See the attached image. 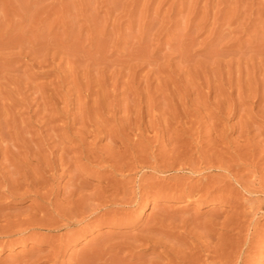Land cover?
Wrapping results in <instances>:
<instances>
[{
	"label": "rangeland",
	"instance_id": "obj_1",
	"mask_svg": "<svg viewBox=\"0 0 264 264\" xmlns=\"http://www.w3.org/2000/svg\"><path fill=\"white\" fill-rule=\"evenodd\" d=\"M64 127L70 129L67 131ZM72 129L80 132L79 135ZM63 134L70 137L62 139ZM80 138L85 141L83 144ZM100 145V148L104 147L100 149ZM89 147L95 150L97 156ZM41 149L45 150L42 152ZM36 151L40 155L38 152L35 155ZM51 154L54 157L65 156L64 159L51 158ZM99 154H105L103 156L107 162L102 163L103 166L97 160L101 156ZM10 155L17 159L14 163L13 159L9 162V158H12ZM42 156L45 163L40 160ZM48 161L49 164L54 162L52 167H48ZM75 162L87 165V169L78 173L88 183V192L105 188L113 178L112 183L117 182L129 193L136 188L134 192L138 194L137 197L143 195L141 205L130 213H133V221L124 225L104 224L87 230L84 228L86 225L78 226L79 229H76L80 236L77 235L76 242L66 248L63 258L58 262L44 261V264L75 263V256L82 249L86 250L89 246V251L92 247L95 249L103 241L102 236L109 234L114 238L108 240L111 241L110 246L107 241L102 242L106 243L103 264H108L106 262H110L112 255L117 253L113 250L115 243L125 238V241H132L142 231V235L149 236L153 232L152 225H158L155 228L160 230L163 227L164 230L169 229L167 235H163V240L160 232L152 234L159 235V240L155 239L157 243L162 241L161 245L154 248L146 245L144 248L139 246L140 243H135L139 249L135 248L137 254L134 258L129 256L126 259L128 262H138L137 258L139 261L143 259L146 264H155L151 260L161 262L163 260L158 259V253L166 244L170 246L167 245V249H176L181 243L185 248L189 238H201L208 242H212L213 236L225 238L226 229L235 228L227 222L238 217L232 203H238L239 199L242 203L244 199L246 202L242 209L246 211L250 201H264L261 193L264 188V0H0V169H3L0 174L11 178L16 172L23 174L29 169L41 172L58 165L56 174H61L56 176V186H59L57 197L63 200L74 182L71 171L78 169ZM92 164H96V167H89ZM59 166L64 167L67 173L63 168L61 171ZM194 170L198 171L197 174ZM255 172L261 174L253 176ZM169 176H175L176 181L172 178L171 181ZM225 176L228 178L225 179ZM229 176L232 179L229 180ZM208 179L213 184L208 183ZM235 180L240 181L239 185ZM180 181L187 186L186 192L194 184L199 186V183H204L198 195H206L205 199L202 201L198 196L197 199H183L177 194L172 196V193H176V187L184 190ZM126 184L129 187L124 186ZM241 184H244V190ZM171 188L173 192H170ZM248 188L249 191L253 189V194L251 191L248 193ZM259 188L261 191H258ZM154 189L165 194L161 193L155 198ZM149 190L153 191L152 194ZM5 191V186L0 183L2 214H19L38 206L33 197L15 199ZM227 191L235 192L230 195ZM218 194L223 195L222 201L213 199ZM126 204H122L121 208L127 207ZM110 210L108 215L114 216L116 210ZM119 211L116 215L123 213ZM241 220L244 222L246 219L242 217ZM261 220L253 244L257 246L256 242H259L258 247L260 245L264 257V219ZM163 222L165 224L162 225ZM222 223L229 227L224 228ZM4 224L0 222L1 226ZM80 228L83 231L81 234ZM235 231L233 237L232 233H228V236L231 235L235 243L243 242L247 232L240 233L238 228ZM234 233L237 236L234 237ZM41 248L47 249L49 246L36 242L28 245L19 242L11 248L0 246V264H18L27 250ZM122 255L128 257L126 251H122ZM260 257L252 264H260Z\"/></svg>",
	"mask_w": 264,
	"mask_h": 264
},
{
	"label": "bare ground",
	"instance_id": "obj_2",
	"mask_svg": "<svg viewBox=\"0 0 264 264\" xmlns=\"http://www.w3.org/2000/svg\"><path fill=\"white\" fill-rule=\"evenodd\" d=\"M69 124V123H68ZM73 124V123H72ZM65 126V125H64ZM69 126H71V125H68V127ZM84 126H85V124H84ZM84 126H83V128H84ZM90 126V125H89ZM61 127V126H60ZM63 127V126H62ZM86 127V126H85ZM92 127V126H91ZM53 128V127H52ZM56 128L57 127H55V129L54 130H56ZM59 128V127H58ZM65 128V130H67L66 128L67 127H64ZM64 128L62 129V130H64ZM73 128V127H72ZM90 128V127H89ZM70 129V128H69ZM68 129V130H69ZM75 129V128H74ZM74 129H72V130H74ZM54 130H52V131H54ZM58 130H60V128L58 129ZM57 130V131H58ZM67 130V131H68ZM86 130H88V129H86ZM74 131H76V130H74ZM74 131H73V133H74ZM55 132V131H54ZM65 132V131H64ZM70 132V131H69ZM98 132V131H97ZM68 133V132H67ZM72 133V132H71ZM70 133V134H71ZM76 133H77V131H76ZM75 133V134H76ZM79 133L80 132H78L77 134L79 135ZM69 134V133H68ZM77 134H76V136H77ZM83 134V133H82ZM85 134H86V132H85ZM54 135V134H53ZM62 135V134H61ZM61 135H60V137H61ZM101 135V134H100ZM52 136V135H51ZM50 136V137H51ZM58 137H59V135H57ZM63 136H64V134H63ZM72 136V135H71ZM83 136V135H82ZM93 136H95V135H93ZM99 136V135H98ZM53 137V136H52ZM65 137H67V135H65L64 137H62V139L63 138H65ZM70 137V136H69ZM69 137H67V138H69ZM73 137V136H72ZM79 137V136H78ZM85 137V136H84ZM103 137V136H102ZM102 137H101V139H102ZM54 138V137H53ZM55 138H56V136H55ZM67 138H65V139H67ZM76 139H78L79 140V138H77V137H75ZM74 138V139H75ZM86 138V137H85ZM88 138H89V136H88ZM61 138H59L58 140H60ZM74 139H73V141H74ZM54 140V139H53ZM57 140V139H56ZM55 140V141H56ZM68 140H70V139H68ZM67 140V141H68ZM72 140V139H71ZM80 140H81V138H80ZM46 141V140H45ZM44 141V142H45ZM62 141V140H61ZM64 141L65 140H63V143H64ZM77 141V140H76ZM87 141V140H86ZM43 142V141H42ZM57 142V141H56ZM79 142V141H78ZM85 141L82 139L81 140V142L80 143H84ZM95 142V141H94ZM46 143H48V139H47V141H46ZM53 143H55L54 141H53ZM88 143V142H87ZM98 143H100V142H98ZM97 143V144H98ZM41 144H43V143H41ZM40 144V145H41ZM93 144V143H92ZM96 144V145H97ZM43 145H45V143L43 144ZM48 145V144H47ZM46 145V146H47ZM51 145V144H50ZM78 145H80L79 143H78ZM59 146V145H58ZM91 146V145H90ZM103 146V145H102ZM43 147V146H42ZM48 147H50V146H48ZM80 147V146H79ZM83 147V146H82ZM93 147H94V145H93ZM101 147V145L99 146V148ZM104 147V146H103ZM102 147V148H103ZM45 148V147H44ZM56 148H58V147H56ZM63 148V147H62ZM75 148H78V147H75ZM81 148V147H80ZM95 148H96V146H95ZM102 148H100V149H102ZM35 149H37V148H35ZM59 149V148H58ZM57 149V150H58ZM82 149V148H81ZM80 149V150H81ZM83 149H84V147H83ZM87 149V148H86ZM94 149V148H93ZM97 149V148H96ZM105 149V148H104ZM212 149V148H211ZM38 150V149H37ZM39 150H40V148H39ZM42 150V149H41ZM43 150H45V149H43ZM43 150H42V152H43ZM52 150H54L55 151V149H52ZM56 150V151H57ZM60 150V149H59ZM63 150H65V152H66V149H63ZM69 150V149H68ZM72 150V149H71ZM78 150V149H77ZM79 150V151H80ZM88 150V149H87ZM89 150H90V147H89ZM98 150V149H97ZM210 150V149H209ZM28 151V150H27ZM26 151V152H27ZM32 151V150H31ZM70 151V150H69ZM68 151V152H69ZM76 151V150H75ZM79 151H77V152H79ZM90 151H93V150H90ZM95 151V150H94ZM93 151V153L95 154L96 152H94ZM203 151V150H202ZM37 152L38 151H36V153H35V155H37ZM41 152V153H42ZM53 152V151H52ZM52 152H50V153H52ZM62 152H64V151H62ZM64 152V153H65ZM68 152H67V154H68ZM89 152V151H88ZM199 152V151H198ZM209 152V151H208ZM28 153H29V151H28ZM27 153V154H28ZM32 153V152H31ZM39 153V155H40V152H38ZM56 153V152H55ZM76 153V152H75ZM79 153H81V152H79ZM92 153V152H91ZM91 153H90V155H91ZM103 153H105V151L103 150ZM187 153V152H186ZM194 153V152H193ZM231 153V152H230ZM16 154V153H15ZM30 154V153H29ZM28 154V155H29ZM33 154H34V151H33ZM85 154H86V152H85ZM101 154H102V150H101ZM101 154H99V155H101ZM106 154V153H105ZM105 154H103V155H105ZM189 154V153H188ZM203 154H205V153H203ZM214 154V153H213ZM212 154V155H213ZM35 155H33L34 157H35ZM42 155H44V154H42ZM52 156H51V158L52 157H54L53 156V154H51ZM54 155H57V154H54ZM96 156H97V154H95ZM103 155H101V156H98L97 158V160H99L100 162H101V164L103 163L104 164V162L106 161V157H104ZM181 155V154H180ZM201 155V154H200ZM210 155V154H209ZM216 155V154H215ZM222 155V154H221ZM11 156V155H10ZM16 156V155H15ZM20 156V155H19ZM63 156H65L64 154H62V156H56V157H62V159H64L63 158ZM67 156V155H66ZM78 156V155H77ZM85 155H83V157H84ZM92 156H93V154H92ZM95 156V157H96ZM207 156V155H206ZM235 156V155H234ZM6 157H8V156H6ZM12 158H9V162H10V160H12L13 159V162L12 163H14V161H16L17 159H14L13 158V156H11ZM25 157V156H24ZM27 157V156H26ZM25 157V158H26ZM29 157V156H28ZM27 157V158H28ZM31 157V156H30ZM34 157H33V160H34ZM37 157V156H36ZM35 157V158H36ZM45 157H47L46 155H45ZM56 157H54V158H56ZM95 157H93V159L95 158ZM167 157V156H166ZM180 157V156H179ZM186 157H187V155H186ZM185 157V158H186ZM228 157H229V155H228ZM41 158V157H40ZM59 158L57 159V160H59ZM73 158H75V157H73ZM79 158H81V157H79ZM85 158V157H84ZM91 158V157H90ZM147 158H149V157H147ZM154 158V157H153ZM156 158V157H155ZM203 158V157H202ZM211 158V157H210ZM217 158V157H216ZM232 158V157H231ZM235 158H237V157H235ZM234 158V159H235ZM6 159V158H5ZM37 159V158H36ZM46 159V158H45ZM48 159V158H47ZM46 159V160H47ZM62 159H60V160H62ZM65 159H68V158H66L65 157ZM156 159H159V158H156ZM166 159V158H165ZM179 159V158H178ZM190 159V158H189ZM189 159H188V161H189ZM199 159L201 160V157H199ZM205 159V158H204ZM207 159V158H206ZM209 159V158H208ZM212 159H213V157H212ZM219 159V158H218ZM25 160V159H24ZM26 160H28V159H26ZM32 160V161H33ZM40 160H42V161H44V163H45V160H44V158H43V156H42V159H40ZM74 161H76L75 159H73ZM73 160L71 161V162H73ZM77 160H78V157H77ZM108 160V159H107ZM146 160V159H145ZM150 160V159H149ZM148 160V161H149ZM161 160V159H160ZM173 160H174V158H173ZM182 160V159H181ZM7 161V160H6ZM35 161V160H34ZM38 161V160H37ZM36 161V162H37ZM51 161V160H50ZM52 161H53V159H52ZM80 160H78V162H79ZM81 161L82 162H84L83 161V159L81 158ZM89 159H88V163H89ZM92 161V160H91ZM109 161V160H108ZM155 161V160H154ZM153 161V162H154ZM159 161V160H158ZM176 161H177V157H176ZM175 161V162H176ZM202 161V160H201ZM208 161V160H207ZM212 161H214V160H212ZM231 161V160H230ZM236 161V160H235ZM8 162V164H10L11 165V163H9ZM47 162V161H46ZM54 162H55V160H54ZM53 162V163H54ZM57 162V161H56ZM55 162V163H56ZM62 162V161H61ZM64 162V161H63ZM62 162V163H63ZM86 162V161H85ZM95 162H96V160H95ZM95 162H93V163H95ZM107 162V161H106ZM105 162V163H106ZM155 162H157V161H155ZM182 162V161H181ZM181 162H179V163H181ZM183 162H184V159H183ZM197 162V161H196ZM204 162V161H203ZM205 162H206V160H205ZM210 162V161H209ZM224 162V161H223ZM3 163V162H2ZM4 163H5V161H4ZM37 163H39V161L37 162ZM36 163V164H37ZM42 162H40V164H41ZM52 162L49 164V161H48V164H49V166L48 167H50L52 164H53ZM68 163V162H67ZM69 163H70V158H69ZM74 163V162H73ZM76 163V162H75ZM97 163V162H96ZM145 163V162H144ZM151 163V162H150ZM149 163V165L150 166H152L151 164ZM178 163V164H179ZM186 163V162H185ZM187 163H190V162H187ZM193 163V162H192ZM208 163V162H207ZM215 163H216V161H215ZM218 163H219V161H218ZM221 163V162H220ZM246 163H248V162H246ZM255 163V162H254ZM65 164H66V162H65ZM64 164V165H65ZM77 164V163H76ZM103 164L101 165V166H103ZM153 164V163H152ZM168 164V163H167ZM213 164H214V162H213ZM227 164V163H226ZM251 164V163H250ZM2 165V164H1ZM16 165V164H15ZM15 165H13V166H15ZM44 165V164H43ZM55 165V164H54ZM69 165V164H68ZM67 165V167H69ZM71 165V164H70ZM78 165V164H77ZM94 165H96V164H92L91 166H89V167H93ZM97 165H98V163H97ZM99 165H100V163H99ZM105 165H107V164H105ZM127 165V164H126ZM145 165V164H144ZM146 165H147V163H146ZM153 165H155V164H153ZM157 165H158V162H157ZM171 165V164H170ZM176 165H177V163H176ZM181 165H182V163H181ZM194 165V164H193ZM209 165V164H208ZM229 165V164H228ZM227 165V166H228ZM243 165V164H242ZM246 165V164H245ZM249 165V164H248ZM252 165V164H251ZM3 166V165H2ZM5 166H6V164H5ZM42 166V165H41ZM47 166V165H46ZM58 165H55V166H53V168H51V169H49V170H43V171H37L36 169H31L32 171H30V169H29V172L28 171H24V173L23 174H20V172H16L15 173V176L14 177H12L11 176V178H7V177H4V176H2L1 174H0V183H2L3 184V187L5 186V189H6V191L5 192H7L8 194H9V196L10 197H12V198H15V199H19V198H21V197H23V196H29V197H33L34 199H35V202H37L36 203V205H38L37 206V208H35V209H28V210H26L25 212H23V213H19V214H11V213H9L10 215H5V214H2V213H0V222L2 223V222H4L5 224L4 225H0V246H10V248L11 247H13V245H15V244H17V243H19V242H24V244H30V242L31 243H33V242H36L37 244H43V245H48L49 246V248H47V249H43V248H41V250H30L29 249V251L27 250V252H26V254L24 253V254H22V256H21V259H20V261H18L19 263L18 264H42L44 261H48V262H50V261H52V262H56L58 259H60L61 257L63 258V256L65 255V253H66V248L67 247H69V246H71V244H73V242H76V240H77V235H79L78 233H79V231H77V229H79V228H77L78 226H80V225H82V227H84L85 225V230H87L88 228H90V227H95V226H103L104 224H112V226L113 225H124L126 222H128V221H133V219H131L132 218V214H130L131 212H133V208H135L136 206H138L140 203H141V200H142V197H143V195H141L142 197H137V195L138 194H136L134 191H136V188H135V190L132 192V193H129L128 192V189L126 190V188L125 189H123V187L121 188L118 184H117V182H116V184L115 183H112L111 181H112V179H111V181H110V185L108 184V186H106L105 188H102V189H99L98 190V188H97V191H94V192H88L89 191V186H88V188L86 189V187H87V182H84V179H82V176H80V173H78V171L80 170H84L85 168H86V166L87 165H84L83 163H82V165H78V169H76L75 171H71L70 169H71V167H72V165L69 167L70 169H68V170H70L71 172H72V175H73V177H72V179H74L73 181L74 182H72V184H71V187L69 186V190H67V193H65V195H64V198H63V200L61 199V200H59L58 199V193H59V190L57 191V188L59 187V186H56V182L58 183V181H56V176H59L60 174H61V172H59L58 174H56L57 173V170H58V167H57ZM73 166H75V165H73ZM142 166V165H141ZM166 166V165H165ZM164 166V167H165ZM174 166V165H173ZM178 166V165H177ZM184 166V165H183ZM181 167V168H184L185 169V167ZM186 166H188V164L186 165ZM190 166V165H189ZM204 166L206 167V165L204 164ZM211 166H213L212 164H211ZM215 166V165H214ZM214 166H213V168H214ZM222 166V165H221ZM225 166V165H224ZM231 166V165H230ZM253 166H255V165H253ZM7 167V166H6ZM12 167V166H11ZM15 167H17V165L15 166ZM45 167V166H44ZM48 167H47V169H48ZM52 167V166H51ZM60 167V170L62 171V169L61 168H63V170H64V172H66V169H64V167H66V165L64 166V167H62V166H59ZM76 167V166H75ZM74 167V168H75ZM89 167H88V169H89ZM94 167H96V166H94ZM98 167H100V166H98ZM112 167V166H111ZM157 167V166H156ZM159 167H162V166H160L159 165ZM169 167V166H168ZM172 167V166H171ZM198 167V169L199 168H201L200 166H197ZM219 167V166H218ZM217 167V168H218ZM231 167H233V166H231ZM230 167V168H231ZM245 167V166H244ZM248 167V166H247ZM256 167V166H255ZM25 169H27V167H24ZM73 168V167H72ZM77 168V167H76ZM101 168V167H100ZM99 168V169H100ZM103 168V167H102ZM125 168V167H124ZM130 168H131V166H130ZM144 168V167H143ZM146 168V167H145ZM147 168H150V167H148L147 166ZM154 168V167H153ZM153 168H151V169H153ZM176 168V167H175ZM190 168H192L193 169V167H190ZM207 168H209V167H207ZM212 168V167H211ZM215 168H216V166H215ZM221 168H224V170H225V167H221ZM235 168V167H234ZM249 168V167H248ZM252 168V167H251ZM20 169V168H19ZM40 169V166H38V170ZM43 169V167H41V170ZM87 169V168H86ZM91 169V168H90ZM89 169V170H90ZM93 169V168H92ZM95 169H97V168H95ZM112 169H114V167H112ZM121 169V168H120ZM123 169V168H122ZM156 169V168H155ZM155 169H153V170H155ZM159 169V168H158ZM197 168H195V170H196ZM201 169H203V167L201 168ZM200 169V170H201ZM237 169V168H236ZM247 169V168H246ZM250 169V168H249ZM252 169H254V168H252ZM1 170H3V169H0V172H1ZM53 171V173H49V172H52ZM124 170V169H123ZM122 170V171H123ZM133 170V169H132ZM135 170V169H134ZM161 170H163V168L161 169ZM166 170V169H165ZM168 170H170V169H168ZM179 170V169H178ZM186 170V169H185ZM189 171H190V169H188ZM187 170V171H188ZM194 170V173L196 172V174H197V172L198 171H195ZM70 171H68V173L70 172ZM86 171V170H85ZM116 171V170H115ZM114 171V172H115ZM118 171V170H117ZM157 171V170H156ZM155 171V172H156ZM206 171H207V169H206ZM213 171V170H212ZM211 171V172H212ZM226 171H227V168H226ZM257 171H259L258 169H257ZM256 171V172H257ZM14 172V171H13ZM70 172V173H71ZM119 172V171H118ZM149 172V171H148ZM162 172V171H161ZM191 172H193V171H191ZM200 172V171H199ZM202 172V171H201ZM203 172H204V170H203ZM209 172V171H208ZM233 171H231V173H232ZM252 173L253 174V176H254V174H255V176L256 175H258V173H260V172H258V173ZM63 173V172H62ZM67 173V172H66ZM151 173V172H150ZM159 173V172H158ZM207 173V172H206ZM213 173V172H212ZM229 173V172H228ZM7 174V173H6ZM14 174V173H13ZM48 174H50L49 176H48ZM65 174V173H64ZM163 174V173H162ZM233 174V173H232ZM238 174V173H237ZM261 174V173H260ZM63 175V174H62ZM61 175V176H62ZM179 175V174H178ZM178 175H177V177L176 178H178ZM193 175V174H192ZM233 175H235V173L233 174ZM64 176V175H63ZM67 176H68V174H67ZM210 176V175H209ZM227 176H228V174H227ZM239 177H240V175H238ZM71 177V176H70ZM109 177V176H108ZM175 178V176H169V178L171 179H173L174 180V178ZM188 177H190V176H188ZM205 177H208V176H205ZM215 177V176H214ZM226 177V176H225ZM234 177V176H233ZM241 177H242V175H241ZM209 178V177H208ZM216 178V177H215ZM228 177H226L225 179H227ZM71 178H69V180H70ZM108 179V178H107ZM141 179V178H140ZM167 180H169L168 179V177L166 178ZM171 179V181H173ZM205 178H203L202 180H204ZM210 179V178H209ZM208 179V180H209ZM212 179V178H211ZM230 179H232L230 176H229V180ZM234 179V178H233ZM240 179V181H241V178H239ZM242 179H243V177H242ZM258 179V178H257ZM58 180V179H57ZM110 180V179H109ZM144 180V179H143ZM143 180L142 181H140V182H143ZM178 180V179H177ZM186 180H188V179H186ZM201 180V179H200ZM201 180V181H202ZM213 180V179H212ZM215 180H217V178L215 179ZM238 180V179H237ZM262 180V179H261ZM260 180V181H261ZM114 181H115V179H114ZM120 181V180H119ZM139 181V180H138ZM174 181H176V179L174 180ZM206 181H207V179H206ZM210 181V180H209ZM220 181V180H219ZM222 181H224V180H222ZM227 181V180H226ZM236 181V180H235ZM239 181V182H240ZM139 182V183H140ZM145 182V181H144ZM181 182V181H180ZM217 182V181H216ZM228 182V181H227ZM232 182V181H231ZM233 182H234V180H233ZM236 182H238V181H236ZM239 182L237 183L238 185H239ZM243 182V181H242ZM241 182V183H242ZM87 183V184H86ZM112 183V184H111ZM155 183V182H154ZM171 183V182H170ZM182 183V182H181ZM181 183H179V185H180V187H181ZM199 183V182H198ZM202 183V182H201ZM201 183H199V186L201 187H199V186H196V184H194V186H191V190L189 191L188 190V192H186L185 190L187 189L184 185H183V183H182V185L185 187L184 188V190L182 189H177V187H176V193H172L171 195L173 196L174 194H177L176 196H178V197H180V198H183V199H190L191 200V198H196L197 196H198V198H200L201 200L203 199H205V197H206V195H202V193H201V195H198V194H200V192L202 191V189L204 188V183L203 184H201ZM208 183H211V181L210 182H208ZM220 183V182H219ZM222 183V182H221ZM220 183V184H221ZM226 183V182H225ZM247 183H251V184H253L252 182H247ZM255 184H256V182H254ZM263 183V182H262ZM70 184V183H69ZM128 184H130V183H128ZM141 184V183H140ZM148 184H149V182H148ZM153 183H151V185H152ZM174 184V183H173ZM172 184V186H173V188H174V185ZM176 184V183H175ZM185 184V183H184ZM211 184H213V181H212V183ZM218 184V182L216 183V185ZM223 184V183H222ZM259 184H261V182L259 183ZM258 184V185H259ZM58 185V184H57ZM150 185V184H149ZM155 184H153V186H154ZM157 185V184H156ZM178 185V184H177ZM178 185V186H179ZM188 185H190V184H188ZM242 185H244V184H241V186ZM248 185V184H247ZM254 185V184H253ZM27 187L23 192H20V190H22L24 187ZM122 186V185H121ZM124 186H127V184L126 185H124ZM138 186H139V184H138ZM141 186V185H140ZM144 186V185H143ZM148 186V185H147ZM159 186V185H158ZM157 186V187H158ZM172 186H170V187H172ZM206 186V185H205ZM210 186H213V185H210ZM215 186V185H214ZM213 186V187H214ZM246 186V185H245ZM255 186H257V184L255 185ZM262 186V185H261ZM264 186V185H263ZM127 187H129V185L127 186ZM145 187V186H144ZM150 187H152V186H149V188ZM203 187V188H202ZM249 187V186H248ZM66 187H64V189H65ZM139 188H141V187H139ZM143 188V187H142ZM169 188V187H168ZM167 187H166V189H168ZM173 188H171V190L173 189ZM242 188H243V190H244V187L242 186ZM250 188V187H249ZM249 188L247 189V191H248V193L251 191H249ZM132 189H134V188H132ZM152 189H153V187H152ZM165 189V188H164ZM188 189H190V186H189V188ZM211 189V188H210ZM245 189H246V187H245ZM261 188H259V190L258 191H261L260 190ZM13 190H16V191H13ZM88 190V191H87ZM94 190V189H93ZM92 190V191H93ZM130 190V189H129ZM138 190V189H137ZM141 190V189H140ZM146 190H148V189H146ZM161 190V189H160ZM162 190H163V188H162ZM169 190V189H168ZM204 190H206V189H204ZM234 190V189H233ZM150 191V193H151V191L152 190H149ZM157 191H159V190H157ZM165 191H167V190H165ZM174 191H175V189H174ZM240 191V190H239ZM242 191V190H241ZM246 191V190H245ZM252 191H253V189H252ZM250 192V193H252L253 194V192ZM258 191H257V193H258ZM139 192V191H138ZM153 192V191H152ZM154 192H155V189H154ZM170 192H173V190L172 191H170ZM228 192V191H227ZM233 192H235V191H233ZM233 192H230L231 194L233 193ZM150 193H148V196H149V194ZM161 193H164L165 194V192H163V191H161ZM160 191L159 192H155V193H153L154 194V196H155V198H157L160 194ZM204 193V192H203ZM213 193V192H212ZM211 193V194H212ZM229 193V192H228ZM229 193V194H230ZM247 193V192H246ZM261 193L264 195V188L262 189V191H261ZM136 194V195H135ZM141 194V193H140ZM143 194V193H142ZM152 194V193H151ZM170 194V193H169ZM208 194V193H207ZM209 194H210V192H209ZM230 194V195H231ZM234 194V193H233ZM236 194V193H235ZM135 195V196H134ZM145 196L144 197H146V194H144ZM163 195V194H162ZM168 195V194H167ZM166 195V196H167ZM219 195V194H218ZM245 195V194H244ZM161 196V195H160ZM170 196V195H169ZM210 197L211 196H214V195H209ZM220 196V197H219ZM219 196H215V197H213V199L214 198H217V199H219V200H223L224 199V197H223V195L221 196V195H219ZM227 196V195H226ZM233 196V195H232ZM236 196H237V194H236ZM258 196H259V194H258ZM262 196V195H261ZM234 197V196H233ZM148 198V197H147ZM177 198V197H176ZM223 198V199H222ZM229 198H230V196H229ZM197 199V198H196ZM207 199V198H206ZM226 199H228V198H226ZM248 199V198H247ZM193 200V199H192ZM195 200V199H194ZM202 200V201H203ZM233 200V199H232ZM232 200H230V202L232 201ZM244 200V199H243ZM242 200V203H240L239 201H240V199H239V201H237L238 203H232V205H234V209L236 210V215L238 216V217H234V218H232V220H229V222H227L229 225L230 224H233V226H235V228L233 227V229L231 230V229H226V233H224L225 235H226V237L224 238V237H216V238H214V236H213V240H215V241H217V242H215V241H213L212 239V242H208V241H205L204 239H201V238H199V239H194V238H189V241H187V243L185 242V248L184 247H182V246H184V245H181L180 244V246H178V247H175L176 249H167L166 248V246L168 245V244H166L165 246H164V248H162V252L161 253H158L157 255L159 256V258L158 259H162L163 261H161V262H156V260L155 261H153V260H151L152 262H154L155 264H252L254 261L256 262V260L257 259H259L258 257L259 256H261L260 257V260H258L259 262H260V264H264V257H262L263 255H261V253L263 252H261V250H260V245H259V247H258V243L256 242V244H257V246L256 245H254L253 243V239H254V237H256L255 236V233H256V230H257V228H258V226L259 225H261V219H264V201H261V200H259L260 202H255V201H250V203L248 202V200H247V202L249 203L248 205H249V207H248V209L246 210V211H244L242 208H244V206H245V202ZM220 201V202H221ZM143 202H144V200H143ZM219 202V201H218ZM229 202V201H228ZM127 203V204H126ZM244 203V204H243ZM122 204H126V205H128L127 207H122V208H124V209H122L121 208V206H123ZM143 204V203H142ZM145 204V203H144ZM141 205V204H140ZM248 205H246V206H248ZM233 207V206H232ZM111 208H114V210H116V214H118L117 213V211L118 210H122L121 212H123L122 214L120 213V211H119V213L121 214H119V215H116V214H114V216H109L108 215V213L109 212H111ZM110 210V211H109ZM136 210V209H135ZM109 211V212H108ZM232 212H234V211H232ZM16 213H18V212H16ZM161 214H163V213H161ZM234 214V215H235ZM131 215V216H130ZM166 215V214H165ZM232 215V214H231ZM109 216V217H108ZM163 216V215H162ZM166 217V216H165ZM231 217H233V216H231ZM243 217V218H245L246 220L243 222L242 220H241V218ZM159 218V217H158ZM168 218V217H167ZM216 218V217H215ZM226 218H228V217H226ZM230 218V217H229ZM153 219V218H152ZM90 220H94V221H90ZM156 220V219H155ZM164 220V219H163ZM175 220V219H174ZM173 220V221H174ZM211 220V219H210ZM152 222H155L154 220H151ZM150 221V222H151ZM183 221V220H182ZM185 221V220H184ZM196 221H199V220H196ZM216 221V220H215ZM214 221V222H215ZM223 221H225V220H223ZM86 222H91L89 225H87V224H85ZM157 223H161V221H156ZM172 222V221H171ZM176 222V221H175ZM186 222V221H185ZM190 222V221H189ZM209 222V221H208ZM214 222H212V223H214ZM225 222V223H226ZM130 223H132V222H130ZM129 223V224H130ZM167 223V222H166ZM195 223H198V222H195ZM203 223V222H202ZM206 223V222H205ZM243 223H245V224H243ZM248 223V224H247ZM128 224V223H127ZM128 224V225H129ZM150 224V223H149ZM153 224H156V223H153ZM163 224H165L164 222L162 223V225ZM176 224V223H175ZM183 224H184V222H183ZM188 224V223H187ZM216 224H217V221H216ZM216 224H214L215 226H217ZM222 224H224V223H222ZM228 224H226V226H228ZM84 225V226H83ZM157 225V224H156ZM159 225H161V224H159ZM161 225V226H162ZM169 225V224H168ZM198 225H199V223H198ZM207 225V224H206ZM148 226V225H147ZM146 226V227H147ZM177 226V225H176ZM195 224H194V228H195ZM205 226V225H204ZM208 226H210V225H208ZM215 226H214V228H215ZM218 226H219V223H218ZM223 226H225V224L223 225ZM226 226L224 227V228H226ZM109 227H111V225H109ZM109 227H107V228H109ZM154 227V228H153ZM155 227H158V225L157 226H155V225H152V229H151V232L152 233H150L151 235H149L148 236V234L147 235H142L143 234V231L141 232L142 234L141 235H136L133 239H132V241H129L128 239L125 241V239H123L124 241H120V242H117V243H115L114 244V246L113 245H111V247H109L110 245H109V243L111 242V241H109L108 242V240L110 239V238H112L109 234L108 235H103L102 236V238H103V241L105 242V241H107L108 243V247L111 249L112 248V246L114 247L113 248V250L115 251L116 250V252L117 253H114V251H112V253H114V256L112 255V258L110 259V262L112 263V264H146L145 262H143V259H140V261H139V258H137L136 260H138V262H128V260H126V259H128L129 258V256H133V258H134V256L137 254V253H135L134 252V250H135V248H136V250L137 249H139L138 248V246H136L135 245V243H140V245L139 246H141V247H146V245L147 246H151V247H157V246H159V245H161V242L159 243H157V239H158V237H159V235L161 234V236H163L164 234H166L167 235V233H168V230H167V228L164 230V227L162 228L163 230H160V228H155ZM160 227V226H159ZM165 227H167L166 225H165ZM185 227V226H184ZM207 227V226H206ZM229 227V226H228ZM231 227V226H230ZM262 227H263V230H264V223H263V225H262ZM77 228V229H76ZM149 228H150V226H149ZM149 228H147L148 229V231H149ZM202 228V227H201ZM200 228V229H201ZM213 228V229H214ZM236 228H238V229H240V233L242 232H247V238L245 237V239L243 238V242H239V243H235V242H233V240L230 238V236H228L229 234L228 233H232V237H233V231H235V229ZM91 229V228H90ZM147 229H145L144 231H147ZM177 229V228H176ZM197 229H198V227H197ZM262 229V228H261ZM80 230H81V232H80V234L83 232L82 231V229L80 228ZM112 230V229H111ZM167 230V231H166ZM170 230H171V228H170ZM173 230V229H172ZM210 230V229H209ZM211 230H212V227H211ZM221 230H222V228H221ZM225 230V229H224ZM232 231V232H229V231ZM147 231V232H148ZM156 231V232H155ZM157 231L158 232H160L159 233V235H152L154 232L155 233H157ZM166 231V232H165ZM205 231L206 232H210V231H207L206 229H205ZM213 231V230H212ZM260 231V230H259ZM78 232V233H77ZM85 232V231H84ZM171 232V231H170ZM197 232V231H196ZM206 232H205V234H206ZM217 232H219V231H217ZM222 233H223V231H221ZM221 232L219 233V235L221 236ZM238 231H237V233H239ZM243 233V234H246V233ZM172 233V232H171ZM171 233H169V235L171 234ZM188 233V232H187ZM214 233H216V232H213V234ZM235 233H236V231H235ZM234 233V234H235ZM158 234V233H157ZM173 234V233H172ZM174 234H175V232H174ZM173 234V235H174ZM184 234H186V233H184ZM191 234H192V231H191ZM210 234H212V232H210ZM210 234L208 233L207 235H209L210 236ZM224 234H222V235H224ZM197 235V234H196ZM200 235H201V233H200ZM206 235V236H207ZM216 235V234H215ZM224 235V236H225ZM80 236V235H79ZM187 236H190V235H187ZM195 236V235H194ZM199 236V235H198ZM202 236H204L203 234H202ZM212 236V235H211ZM235 236H237V234H235L234 235V237ZM241 236H242V234H241ZM114 237V236H113ZM120 237V236H119ZM128 237H130V236H128ZM127 237V238H128ZM169 237V236H168ZM173 237V236H172ZM178 237V236H177ZM176 237V238H177ZM180 237V236H179ZM181 237H183V236H181ZM200 237V236H199ZM205 237V236H204ZM203 237V238H204ZM155 238H157V239H155ZM160 238H162V240H163V238H164V236L163 237H160ZM175 238V239H176ZM185 238V237H184ZM183 238V240H185ZM207 238V237H206ZM212 238V237H211ZM242 238V237H241ZM241 238H239V239H241ZM112 239H114V238H112ZM153 239H155L156 240V242L153 240ZM182 239V238H181ZM187 239H188V237H187ZM209 239H210V237H209ZM159 240V239H158ZM183 240H181V241H183ZM234 240H237V239H234ZM254 240H256V239H254ZM102 241V240H101ZM101 241H99V242H101ZM102 241V242H103ZM117 241H118V239H117ZM154 241V242H153ZM167 241V240H166ZM238 241V240H237ZM100 243L99 245H97L96 246V250L92 247V250H90V251H92V252H90L89 251V248H91L90 246H89V248L88 247H86L85 249L86 250H84V249H82L80 252L81 253H79L78 255H76L75 256V259H74V261H75V263L76 264H97V263H100V264H103V255L104 256H106L105 255V246H106V243ZM169 242H171V241H169ZM183 242V243H184ZM189 242V243H188ZM215 242V243H214ZM163 243H165V241H163ZM168 243V242H167ZM179 243V242H178ZM177 243V244H178ZM112 244H113V242H112ZM170 244V243H169ZM169 246V245H168ZM172 246V245H171ZM175 246H176V244H175ZM95 247V246H94ZM140 247V248H141ZM144 247V248H145ZM170 247V246H169ZM173 247V246H172ZM171 247V248H172ZM87 248H88V250H87ZM107 248V247H106ZM94 249V250H93ZM156 249V248H155ZM155 249H154V251H155ZM159 249V248H158ZM157 249V250H158ZM164 249V250H163ZM84 250V251H83ZM135 250V251H136ZM145 250V249H144ZM161 250V249H160ZM83 251V252H82ZM122 251H126L127 252V255H128V257L127 258H125V256H121V253H122ZM25 252V251H24ZM95 252V253H94ZM111 252V251H110ZM109 252V253H110ZM124 253V252H123ZM111 254V253H110ZM263 254V253H262ZM157 256V257H158ZM20 257V256H19ZM109 257V256H108ZM73 258V257H72ZM131 258V257H130ZM108 259V258H107ZM73 260V259H72ZM142 260V261H141ZM107 261V260H106ZM109 261V260H108ZM58 262V261H57ZM110 262H106V263H110ZM75 263H72V264H75ZM104 263H105V261H104ZM110 263V264H111ZM44 264V263H43Z\"/></svg>",
	"mask_w": 264,
	"mask_h": 264
}]
</instances>
